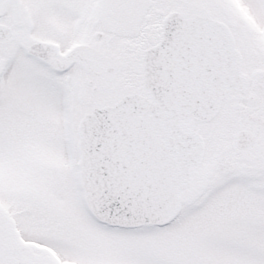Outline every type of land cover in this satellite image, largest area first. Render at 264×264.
<instances>
[{
	"label": "snow or ice",
	"instance_id": "obj_1",
	"mask_svg": "<svg viewBox=\"0 0 264 264\" xmlns=\"http://www.w3.org/2000/svg\"><path fill=\"white\" fill-rule=\"evenodd\" d=\"M0 264H264V0H0Z\"/></svg>",
	"mask_w": 264,
	"mask_h": 264
}]
</instances>
